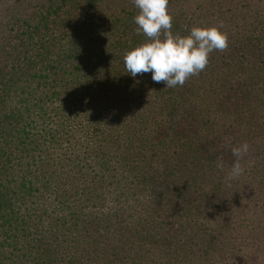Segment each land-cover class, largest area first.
Masks as SVG:
<instances>
[{
	"label": "trees",
	"instance_id": "16d2710c",
	"mask_svg": "<svg viewBox=\"0 0 264 264\" xmlns=\"http://www.w3.org/2000/svg\"><path fill=\"white\" fill-rule=\"evenodd\" d=\"M169 11L180 35L200 20ZM137 13L13 0L0 17V264H264V42L243 28L164 88L125 68Z\"/></svg>",
	"mask_w": 264,
	"mask_h": 264
},
{
	"label": "clouds",
	"instance_id": "9594fccd",
	"mask_svg": "<svg viewBox=\"0 0 264 264\" xmlns=\"http://www.w3.org/2000/svg\"><path fill=\"white\" fill-rule=\"evenodd\" d=\"M138 13L133 17L137 31L142 32L146 41L125 51L124 65L127 72L151 73L153 83L163 82L164 88L183 86L190 77L198 75L208 63L213 51L228 47V34L219 26H193L186 35L172 31V14L169 0H132ZM236 158L227 180L243 174L241 159L248 153L249 144L242 143L232 148ZM216 167L223 169L222 157L217 158Z\"/></svg>",
	"mask_w": 264,
	"mask_h": 264
},
{
	"label": "rangeland",
	"instance_id": "374dc122",
	"mask_svg": "<svg viewBox=\"0 0 264 264\" xmlns=\"http://www.w3.org/2000/svg\"><path fill=\"white\" fill-rule=\"evenodd\" d=\"M12 1L0 0V17L5 14ZM117 1L132 3V0ZM169 4V8L178 7L186 12L182 20L193 21L195 15H198L200 20L195 23L196 26L222 24V30L236 38H239L237 36L243 28L250 30L253 27L255 30L247 35L264 42V0H169ZM232 41L233 39L230 43ZM223 264L230 263L225 261Z\"/></svg>",
	"mask_w": 264,
	"mask_h": 264
}]
</instances>
